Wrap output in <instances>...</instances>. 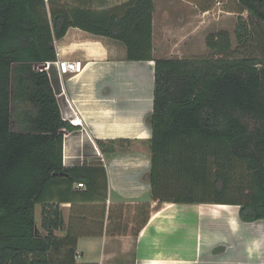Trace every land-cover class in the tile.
Instances as JSON below:
<instances>
[{"label":"trees","instance_id":"trees-1","mask_svg":"<svg viewBox=\"0 0 264 264\" xmlns=\"http://www.w3.org/2000/svg\"><path fill=\"white\" fill-rule=\"evenodd\" d=\"M93 2L0 0V264H76L77 239L55 234L64 222L62 202L49 200L53 187L82 184L92 201L107 199L102 162L64 167L63 133L73 128L40 70L57 61L54 43L70 28L118 41L126 61L155 62L152 202L236 206L242 222L264 221V57L236 56L230 36L219 33L206 38L213 56L154 59V0L100 10ZM237 2L241 16L264 24V0ZM249 35L239 18L242 48ZM97 145L113 155L130 151L132 141ZM137 209L146 225L151 204Z\"/></svg>","mask_w":264,"mask_h":264},{"label":"crops","instance_id":"crops-1","mask_svg":"<svg viewBox=\"0 0 264 264\" xmlns=\"http://www.w3.org/2000/svg\"><path fill=\"white\" fill-rule=\"evenodd\" d=\"M127 1L94 0L91 6L100 10ZM219 1L224 7L231 3ZM190 4H196L194 7L205 16L216 8L215 0ZM236 9L225 7L228 14H237L239 6ZM156 13L157 6L153 58L160 59L166 56H161L158 34L163 39L169 29L162 25L165 29L156 30ZM54 46L57 60L80 61L84 65V71L77 75L62 76L55 65L48 73L62 118L73 128L64 135V167L102 162L108 172L104 202L92 201L83 194L86 189L82 184L53 187L49 198L51 203L62 202L64 225L55 234L58 238L69 234L77 239L76 264H264L261 241L257 242V234L248 228L262 223L257 232L264 237V221L242 222L239 207L237 218L229 223L200 216L197 207L205 204L169 203L175 208L169 213L163 210L164 203L151 201L149 118L154 108L155 62L126 61V50L118 41L79 28H70ZM74 112L81 118L83 128L67 119ZM120 139L132 141L130 151L106 155L97 145V141ZM58 189L63 193L58 194ZM144 203L151 204L146 225L137 214V208ZM154 212L157 218H153ZM36 217L40 227L41 206H37ZM217 240L232 241V246L226 242L215 244Z\"/></svg>","mask_w":264,"mask_h":264},{"label":"rangeland","instance_id":"rangeland-1","mask_svg":"<svg viewBox=\"0 0 264 264\" xmlns=\"http://www.w3.org/2000/svg\"><path fill=\"white\" fill-rule=\"evenodd\" d=\"M62 3H69L70 0H60ZM157 6V13L155 15L156 30L169 29L167 36H162L161 39V56L162 54L169 58H200L213 56L208 46L206 38L210 34L227 33L231 40L235 54L238 57L255 56L264 57V24L250 19L248 12L242 16L239 12L237 14H228L225 7L231 5L232 9L238 7L234 5V0L228 6H225L219 0H215L216 8L208 16L201 14L198 8L190 3H199L200 0H154ZM198 6V5H197ZM237 10V9H236ZM241 16V17H240ZM239 18L243 19L249 25L251 36L249 35V43L246 48H242L236 40V26ZM164 25V27H162ZM206 28V29H204ZM161 32V31H159ZM240 50L241 52H238ZM217 57L223 54L215 55ZM256 227L248 226L253 235L257 234L258 240L261 241V253L264 255V237L257 232L261 228L262 223H255ZM262 230V229H261ZM261 236V238L259 237ZM232 246V241H223ZM221 240H217L215 244H222ZM235 242V240H234ZM259 250L260 247H256ZM233 248H231L232 250ZM262 257V256H261ZM264 259V257H263ZM263 262V260H262Z\"/></svg>","mask_w":264,"mask_h":264},{"label":"bare ground","instance_id":"bare-ground-1","mask_svg":"<svg viewBox=\"0 0 264 264\" xmlns=\"http://www.w3.org/2000/svg\"><path fill=\"white\" fill-rule=\"evenodd\" d=\"M163 207H164L163 210L165 209L169 213L174 212L175 210V208L169 203H164ZM236 208H237L236 206H224V205H201L197 207L200 216L209 217V218L214 217L211 219H224L225 222H229V223L233 222L235 218H237ZM153 218H157V214L155 212L153 214ZM214 223H216V221Z\"/></svg>","mask_w":264,"mask_h":264},{"label":"built area","instance_id":"built-area-1","mask_svg":"<svg viewBox=\"0 0 264 264\" xmlns=\"http://www.w3.org/2000/svg\"><path fill=\"white\" fill-rule=\"evenodd\" d=\"M54 65L57 66L62 76L77 75L84 71V65L80 61H60V60H57L55 62H47L40 67V70L49 73L52 69V66ZM67 119H70V122L74 126H79L82 128L84 127L81 118L76 114V112H74L70 118L67 117ZM65 133L66 132H64L63 134L65 135Z\"/></svg>","mask_w":264,"mask_h":264}]
</instances>
